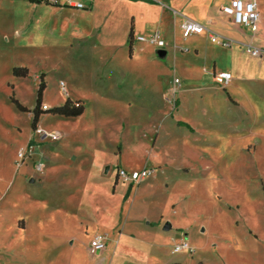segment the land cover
<instances>
[{
  "label": "rangeland",
  "instance_id": "374dc122",
  "mask_svg": "<svg viewBox=\"0 0 264 264\" xmlns=\"http://www.w3.org/2000/svg\"><path fill=\"white\" fill-rule=\"evenodd\" d=\"M25 1L0 0V264H102L110 254L114 264H264V68L240 73L252 81L234 99L198 82L214 57L218 67L232 52L253 60L246 29L207 26L232 49L177 32L165 60L152 61L146 42L131 59L111 45L119 38L50 37L45 23L56 32L60 17L45 16L30 43ZM68 100L83 114L54 115ZM145 168L153 174L140 184L118 178ZM96 234L108 238L104 255L90 251ZM183 240L192 252L175 254Z\"/></svg>",
  "mask_w": 264,
  "mask_h": 264
},
{
  "label": "crops",
  "instance_id": "0c3cea01",
  "mask_svg": "<svg viewBox=\"0 0 264 264\" xmlns=\"http://www.w3.org/2000/svg\"><path fill=\"white\" fill-rule=\"evenodd\" d=\"M14 1L18 0H13V2ZM230 1L231 0H91L90 8L85 11L62 8L43 2L33 3L31 0H26L24 3H27V5L31 7L33 13V16L28 17L26 21L27 25L31 26L28 29V39L30 43L31 38H36L37 36L35 33V26L41 24L43 20H45V16H48L49 18L60 17L62 21H60L59 28L56 32L53 31L54 29L51 27V21H49L51 23L48 25L45 23L50 37L54 36L55 33L59 31L62 36L68 38V40L79 37L80 46L86 45L91 39H94L97 36L100 38L103 36L112 37L113 39L119 38L118 40L113 41L111 45L117 44V46L128 48L129 57L133 59L136 56V53H139V50H144L143 48L135 49V46L138 45V37H147L159 33L162 40L166 43L164 49L166 50L168 45L171 44L170 38L172 34L178 32L179 35L181 34L183 37L181 25L185 19H191L200 24L207 23L205 27L208 26L211 29H223L227 25H233L232 21L222 12V8L227 6ZM255 1L258 4L260 15L258 31L256 34H252L248 28L244 27L248 33V38L241 41L244 43H242V45L251 44L262 50V56L254 58L247 51H244L253 59L244 63L241 62L242 60L238 58L236 53L232 52L229 55L230 61L222 63L224 65L223 67H218V62H221L219 59H216L215 57L212 58L208 63L207 68L203 67V69H200V78L198 82L201 88L205 86V84H214L215 74L229 72L232 74V81L226 86V88L229 91L230 98L234 99L236 88L240 87L242 82L252 81V78L245 79L240 73L244 69H256L257 71L263 70L264 61H260V63L258 59L264 58V0ZM217 5L219 10L215 9ZM37 11L41 13L43 16L42 18L35 15V12L37 13ZM68 42L70 43V41ZM234 44L229 49H232ZM182 46L183 45H181V47ZM147 49L150 52L151 60L155 61L158 58L155 54L158 49L152 46H147ZM180 53L186 56L192 54L197 57L200 54V48L198 46L191 49L182 47ZM178 80L180 81V79ZM178 85L181 87L182 81H180V84ZM173 86H177L175 81ZM183 93H185L184 90ZM121 98L122 97L120 96H116L113 100L117 102V100L122 101V99H125ZM160 117L162 120L164 117L176 120L178 123L176 125L178 127H180V123L184 122L174 115L164 113L163 108L160 111ZM255 147L257 148V146ZM127 172L131 173L137 171L127 170ZM148 228H150V226H148ZM151 229H156V227ZM117 242L120 246L125 241L121 238L120 240L118 239ZM107 244L109 247L108 239ZM106 251H104L102 255L106 254ZM100 260L102 261V264H114L115 258L113 257V254H110Z\"/></svg>",
  "mask_w": 264,
  "mask_h": 264
},
{
  "label": "built area",
  "instance_id": "2783aa9c",
  "mask_svg": "<svg viewBox=\"0 0 264 264\" xmlns=\"http://www.w3.org/2000/svg\"><path fill=\"white\" fill-rule=\"evenodd\" d=\"M43 3L71 8L77 11H85L90 8L91 0H40ZM222 12L227 16L233 24L248 28L252 34H256L259 26V10L258 4L255 0L244 1V0H231L227 6L222 8ZM181 30L184 38H189L194 35L207 34L211 42L224 48H231L234 42L228 38L215 34L204 25L193 21L191 19H185L181 25ZM138 42H146L150 46L157 48L158 50H164L166 43L160 37L159 33L144 37H138ZM245 50L254 58L262 56V50L252 46L251 44L244 45ZM232 81V74L229 72H220L215 74V82L221 86H227ZM175 84H180L178 79L175 80ZM49 136V135H48ZM53 140H59V135L51 134ZM23 157V152L20 153ZM37 169L42 172L43 165H38ZM153 174V170L148 168L143 169L141 172H127L120 170L118 178H121L127 183H141ZM107 236L104 234H96L90 242V251L92 254H102L106 250ZM186 250L191 251V247L188 242L183 240L182 242L175 245L173 252L179 253ZM192 252V251H191Z\"/></svg>",
  "mask_w": 264,
  "mask_h": 264
},
{
  "label": "trees",
  "instance_id": "16d2710c",
  "mask_svg": "<svg viewBox=\"0 0 264 264\" xmlns=\"http://www.w3.org/2000/svg\"><path fill=\"white\" fill-rule=\"evenodd\" d=\"M31 2L41 3L40 0H31ZM20 73H22L20 70L15 69L14 74H20ZM27 73H28L27 70H24L23 75L26 76ZM41 91H42V88L40 89L37 107H36L35 112H34L35 113V118H34V123H33L34 127H36V124H37L39 117H40V112H38V108H39L40 103H41V97H42ZM18 105L21 109H24L20 104H18ZM52 112L54 115H59V116L66 117V118H77L83 114L84 107L82 106V104L74 105L70 100H68L63 106L54 108L52 110Z\"/></svg>",
  "mask_w": 264,
  "mask_h": 264
},
{
  "label": "water",
  "instance_id": "95a60500",
  "mask_svg": "<svg viewBox=\"0 0 264 264\" xmlns=\"http://www.w3.org/2000/svg\"><path fill=\"white\" fill-rule=\"evenodd\" d=\"M155 54L157 55V57L160 59V60H165L168 56V53L166 50H157L155 52ZM33 182V181H32ZM171 229V225L170 224H167L165 227H164V230L165 231H169Z\"/></svg>",
  "mask_w": 264,
  "mask_h": 264
}]
</instances>
